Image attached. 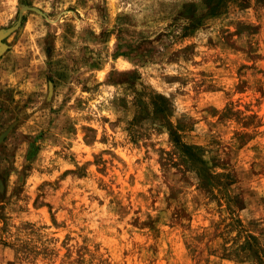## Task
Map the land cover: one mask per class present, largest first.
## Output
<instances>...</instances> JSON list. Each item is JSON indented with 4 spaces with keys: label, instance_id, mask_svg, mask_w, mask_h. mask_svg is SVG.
<instances>
[{
    "label": "rangeland",
    "instance_id": "obj_1",
    "mask_svg": "<svg viewBox=\"0 0 264 264\" xmlns=\"http://www.w3.org/2000/svg\"><path fill=\"white\" fill-rule=\"evenodd\" d=\"M19 20L0 264H264V0H0Z\"/></svg>",
    "mask_w": 264,
    "mask_h": 264
},
{
    "label": "water",
    "instance_id": "obj_2",
    "mask_svg": "<svg viewBox=\"0 0 264 264\" xmlns=\"http://www.w3.org/2000/svg\"><path fill=\"white\" fill-rule=\"evenodd\" d=\"M28 9H32L34 11H37L39 13H41L39 10H37L36 8H28ZM21 24V20H19L18 24L15 27L9 28L7 30H2L0 31V58L4 49V44L3 41L13 33L14 29H16L17 27H19Z\"/></svg>",
    "mask_w": 264,
    "mask_h": 264
},
{
    "label": "bare ground",
    "instance_id": "obj_3",
    "mask_svg": "<svg viewBox=\"0 0 264 264\" xmlns=\"http://www.w3.org/2000/svg\"><path fill=\"white\" fill-rule=\"evenodd\" d=\"M23 12H25V10L23 9Z\"/></svg>",
    "mask_w": 264,
    "mask_h": 264
}]
</instances>
